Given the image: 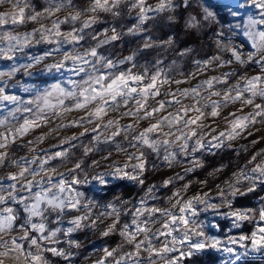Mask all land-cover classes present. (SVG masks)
<instances>
[{
	"label": "clouds",
	"instance_id": "clouds-1",
	"mask_svg": "<svg viewBox=\"0 0 264 264\" xmlns=\"http://www.w3.org/2000/svg\"><path fill=\"white\" fill-rule=\"evenodd\" d=\"M258 2L144 0L141 13L136 0H0V13L8 14L0 16V60L10 62L0 67V89L16 97L0 101L3 264H32L29 253L40 264H167L177 250L191 251L184 241L207 243L209 225L219 228L215 217L249 210L248 221L257 218L256 209L235 204L264 185L253 172L264 167V144L249 140L264 129V114L249 115L264 105V80L256 95L246 90L249 78L264 77V47L249 35L264 31ZM20 9L17 21L11 14ZM129 70L144 77L132 85L136 92L81 95L90 77ZM153 75L156 88L141 93ZM55 84L73 94L53 93L46 106L42 97ZM238 119L242 126L234 128ZM188 201L195 214L187 228L204 236L171 224ZM166 223L171 233L162 236ZM98 240L103 244L91 247ZM164 245L172 251H153ZM49 248L58 253L49 258ZM223 251L218 264H236L232 251ZM198 256L188 264H207ZM248 256L247 248L237 253Z\"/></svg>",
	"mask_w": 264,
	"mask_h": 264
},
{
	"label": "snow or ice",
	"instance_id": "snow-or-ice-1",
	"mask_svg": "<svg viewBox=\"0 0 264 264\" xmlns=\"http://www.w3.org/2000/svg\"><path fill=\"white\" fill-rule=\"evenodd\" d=\"M97 2H99V0H97ZM143 2L144 0H136V5L140 6V10L141 13H143L145 11L144 7H143ZM135 6V5H134ZM259 8L264 9V0H259V2L256 5ZM160 7H163V4H161ZM4 15H8L6 13H0V16H4ZM13 16V18L17 21H22L24 18V10L20 9L19 10V14H11ZM143 19V17H141ZM72 19H75V17H72ZM2 22V21H0ZM57 35H59V32H57ZM249 35L252 37L253 40V46H257V47H264V31L261 32H250ZM70 39L72 41H75L78 39V37L75 34H72ZM112 40H117L118 36L115 33V30H113V34L111 36ZM0 51H3L2 48H0ZM90 55L92 56H96L97 52L96 49H91L89 52ZM233 55L236 57L237 60L240 59L239 54L236 52V50H233ZM7 59H11V57H7ZM71 59L74 62L76 61H81L80 57H70L68 55L65 56V60ZM128 59H131V57H128ZM81 62H85L86 61H81ZM63 64V62H61L60 64L57 65H53V67H61ZM111 65V61H109V66ZM107 80V82L105 83V81ZM144 80V77L142 75H138V74H133L131 72V70H129L127 73L125 72H119L118 75H116L115 77L112 78H106L104 74H100L98 77L92 78L90 77L89 81H86L85 84H87V87H81L80 92L81 95L85 97V99L88 98L89 93L92 94L93 98H95V96H99V95H112L113 98H115V95L117 92H119L121 89H127L130 93H134L136 92V88L132 87V85L136 84L137 82H142ZM264 80V77L257 75L254 77L249 78V80L246 82V90L247 92L251 93L252 95H256L257 94V89H258V85L259 83ZM205 83H208L207 81ZM156 84H157V75H153L151 78V81L147 84H141L140 87V92L143 94H147L148 90L150 89H154L156 88ZM52 91L46 93L43 97V103L46 106H50V102H49V97L55 93L56 95H62V94H67V95H72L73 93H65V90L62 89L60 87V85L55 84L51 86ZM153 95H155L156 93L153 92ZM260 95L264 96V90H260ZM16 100V97L11 96L9 94H7V90L6 89H0V101H14ZM175 102V101H172ZM247 103H250L251 101L248 100L246 101ZM165 102H161V107L163 106ZM102 111V109H97V114H99ZM155 111V110H153ZM264 114V105H256L255 110L253 111V113H250L249 115L256 117L259 115ZM180 116L179 114L177 115V119H179ZM196 119H199V117H197ZM190 123H195V119H190L189 121ZM242 126V121L241 120H236L233 122V127H240ZM157 127H159V124H153L151 125V128L149 130L146 131H150L151 129H156ZM145 142L147 143V139L145 140ZM140 167H142V165H140ZM253 172L264 176V167H262L261 165H256V168L253 169ZM255 185L253 186L252 189H249V191L254 190ZM198 198V197H197ZM11 211V210H9ZM158 211V210H157ZM247 211L249 210H236V211H232L229 213V215L231 217H233V222L234 224H236L237 226L239 225L240 222H243L245 220H248L249 217L247 215ZM180 215L179 216H171L170 217V221L171 224H176V223H181L183 224L187 231L190 232H196L195 229H191V228H187V226L192 223V221L189 220V216L190 215H194L195 214V209L192 207V201H188L185 205H182L180 208ZM259 221L264 222V207H261L259 209ZM171 224L166 223L164 225V228L166 229V231L161 232V235H169L171 233ZM33 227H37L36 225H33ZM39 229L42 230L43 229V225L39 226ZM140 231H144V228H139ZM197 235L200 236H204L205 233L200 231V232H196ZM185 239L187 240V234L185 236ZM246 239H250L252 242V246L254 248H261L264 247V226H259L257 227V229H255L252 233L251 236H240L239 237V241L243 242ZM207 243L204 240H200L197 243L191 244V248L192 249H196V250H201L204 247L208 246V247H217L220 243V241L216 240L213 237H208L207 238ZM236 240L233 238H230L229 243H235ZM14 244H17V242L15 240H13ZM33 244L36 243L35 240L32 241ZM17 247H19V245H17ZM137 247H139V245H137ZM225 251H232V248H225ZM22 251V249H21ZM48 251L50 253L53 254H57L58 250L55 248H49ZM156 251L158 253H163V252H167V251H172V249H169L166 245L162 246L159 250H153ZM0 255H3V253H0ZM29 256H31V261L32 264H40V257L36 256V255H32L31 253L28 254ZM106 255H111V253H108L106 251ZM0 264H3V260H0ZM167 264H176L175 260H171L170 262H167Z\"/></svg>",
	"mask_w": 264,
	"mask_h": 264
},
{
	"label": "rangeland",
	"instance_id": "rangeland-1",
	"mask_svg": "<svg viewBox=\"0 0 264 264\" xmlns=\"http://www.w3.org/2000/svg\"><path fill=\"white\" fill-rule=\"evenodd\" d=\"M249 7H251V6H249ZM2 10L3 9H0V11H2ZM128 22H129V26H130L131 23L135 22V20H134V18L130 17V18H128ZM5 27H7V26H5ZM30 27H32L31 23L29 24V28ZM62 30H66V28L64 26H62ZM153 38H155V36H153ZM38 47H39L41 52L46 50L45 46H43V45L38 46ZM52 47L53 46L50 45V46H48V49H51ZM66 48H67V46H65V49ZM211 54L212 53H209V55H211ZM204 58H207V57H204ZM8 63H10V62H8L6 60H0V67H6L8 65ZM126 67H128V66H126ZM252 67H254V65ZM67 70H68L67 68L64 69L65 72H67ZM51 82H54V81H49V83H51ZM261 137H264V129L254 132L253 135L251 137H249V140L255 139L259 142V144H264V140H261ZM254 192H255V190H254ZM261 196H264V185H261V191L258 194L254 195L251 203L240 204L237 201V203L235 204V207L237 209L252 208V209L257 210L256 211L257 218L253 219L251 222H249L248 220H245V221L241 222L240 227H234L233 226V219H234L233 217L227 218L225 220H221L219 217L214 218L216 223L219 224V228H215V227H212L211 225H209V227L206 230V234L208 236H213L216 238V240L220 241V243L217 247L206 246L201 250H196V249L191 248V251L177 250L176 252H174L172 254L171 259L175 260L176 264H180L183 257H190L193 255V253H198L199 256H201L202 260L207 262V264H218V262L220 260H223L224 256L227 255L223 251L224 248L225 247H231L232 248L231 255H232L233 259L236 260V264H241V261H243V264H264V252H261V253L251 252L252 242L250 239H246L243 242L239 241L240 236L243 235V236L250 237L251 233L255 229H257V227L264 226V222L259 221V218H258L259 217V209L262 206H264V200L260 199ZM222 211H226V209H224ZM162 236H166V235H162ZM230 237L235 239L236 242L235 243H229ZM202 239H203V237L199 238V240L193 239L191 241H184V243L185 244H194V243L199 242ZM102 244H103V241L98 240L91 247H99ZM245 248L249 249L250 256L240 257L239 259H237V253L243 252L245 250ZM261 248L264 249V247H261ZM207 255H210V256H208L209 258H206ZM48 256H49V258H51V253H48Z\"/></svg>",
	"mask_w": 264,
	"mask_h": 264
},
{
	"label": "trees",
	"instance_id": "trees-1",
	"mask_svg": "<svg viewBox=\"0 0 264 264\" xmlns=\"http://www.w3.org/2000/svg\"><path fill=\"white\" fill-rule=\"evenodd\" d=\"M32 2H33V4H39L40 0H32ZM37 10H42V8L38 7ZM150 15H151V14H150ZM104 27H108V25H101V26L98 27V30H102V28H104ZM117 46H119L118 43H117ZM127 47H128V43L125 42V48L127 49ZM66 49H67V48H66ZM66 49H65V50H66ZM255 194H257V193L254 192L253 194H249V196H247V197H239V198L237 199V201H238L240 204L251 203V202H252V199H253V197H254ZM208 256H210V255H207L206 258H209ZM198 258H199V259H202L201 256H198ZM191 259H193V255L190 256V257H183V258H182V261L184 262V264H188V261L191 260Z\"/></svg>",
	"mask_w": 264,
	"mask_h": 264
}]
</instances>
